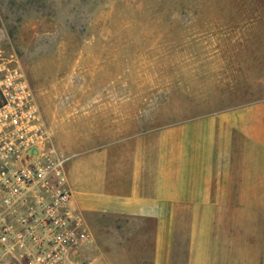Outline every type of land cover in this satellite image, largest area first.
Returning a JSON list of instances; mask_svg holds the SVG:
<instances>
[{
	"label": "rangeland",
	"instance_id": "obj_1",
	"mask_svg": "<svg viewBox=\"0 0 264 264\" xmlns=\"http://www.w3.org/2000/svg\"><path fill=\"white\" fill-rule=\"evenodd\" d=\"M0 46L63 154L184 123L172 149L191 157L198 119L264 98V0H0ZM85 222L75 264H152L140 219Z\"/></svg>",
	"mask_w": 264,
	"mask_h": 264
},
{
	"label": "crops",
	"instance_id": "obj_2",
	"mask_svg": "<svg viewBox=\"0 0 264 264\" xmlns=\"http://www.w3.org/2000/svg\"><path fill=\"white\" fill-rule=\"evenodd\" d=\"M209 117L210 126L196 122L191 157L172 149L184 123L161 129L158 143L136 136L69 147L72 207L85 220L143 221L152 264H264V98Z\"/></svg>",
	"mask_w": 264,
	"mask_h": 264
},
{
	"label": "built area",
	"instance_id": "obj_3",
	"mask_svg": "<svg viewBox=\"0 0 264 264\" xmlns=\"http://www.w3.org/2000/svg\"><path fill=\"white\" fill-rule=\"evenodd\" d=\"M0 264H75L91 235L15 54L0 46Z\"/></svg>",
	"mask_w": 264,
	"mask_h": 264
},
{
	"label": "trees",
	"instance_id": "obj_4",
	"mask_svg": "<svg viewBox=\"0 0 264 264\" xmlns=\"http://www.w3.org/2000/svg\"><path fill=\"white\" fill-rule=\"evenodd\" d=\"M0 101H1V97H0Z\"/></svg>",
	"mask_w": 264,
	"mask_h": 264
}]
</instances>
